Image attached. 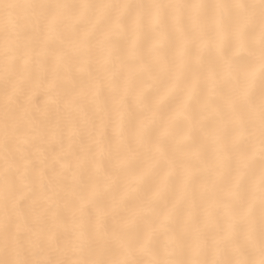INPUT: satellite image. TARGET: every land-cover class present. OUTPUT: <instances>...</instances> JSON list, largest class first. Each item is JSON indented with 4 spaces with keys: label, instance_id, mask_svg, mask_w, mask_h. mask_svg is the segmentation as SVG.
<instances>
[{
    "label": "snow or ice",
    "instance_id": "snow-or-ice-1",
    "mask_svg": "<svg viewBox=\"0 0 264 264\" xmlns=\"http://www.w3.org/2000/svg\"><path fill=\"white\" fill-rule=\"evenodd\" d=\"M0 264H264V0H0Z\"/></svg>",
    "mask_w": 264,
    "mask_h": 264
}]
</instances>
